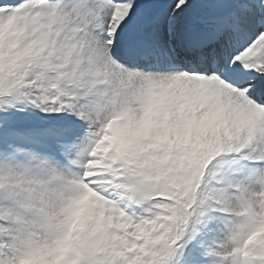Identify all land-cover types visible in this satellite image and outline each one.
Wrapping results in <instances>:
<instances>
[{
  "label": "snow or ice",
  "instance_id": "1",
  "mask_svg": "<svg viewBox=\"0 0 264 264\" xmlns=\"http://www.w3.org/2000/svg\"><path fill=\"white\" fill-rule=\"evenodd\" d=\"M0 264H264V0H0Z\"/></svg>",
  "mask_w": 264,
  "mask_h": 264
}]
</instances>
